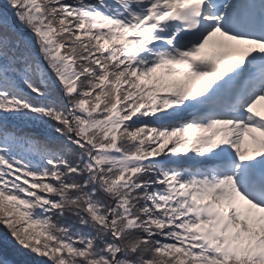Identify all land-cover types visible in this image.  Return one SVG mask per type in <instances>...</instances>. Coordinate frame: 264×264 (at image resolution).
<instances>
[{
    "label": "snow or ice",
    "instance_id": "snow-or-ice-1",
    "mask_svg": "<svg viewBox=\"0 0 264 264\" xmlns=\"http://www.w3.org/2000/svg\"><path fill=\"white\" fill-rule=\"evenodd\" d=\"M0 225L48 264H264V0H5Z\"/></svg>",
    "mask_w": 264,
    "mask_h": 264
},
{
    "label": "trees",
    "instance_id": "trees-1",
    "mask_svg": "<svg viewBox=\"0 0 264 264\" xmlns=\"http://www.w3.org/2000/svg\"><path fill=\"white\" fill-rule=\"evenodd\" d=\"M0 12L6 11L0 8ZM8 12H11V8ZM5 262H8L7 264H48L46 258L20 246L10 232L0 225V264H6Z\"/></svg>",
    "mask_w": 264,
    "mask_h": 264
}]
</instances>
